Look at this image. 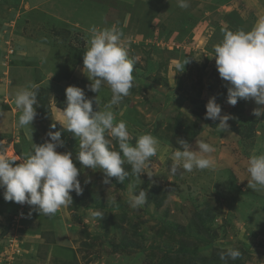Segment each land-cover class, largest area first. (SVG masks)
Here are the masks:
<instances>
[{"label":"rangeland","instance_id":"1","mask_svg":"<svg viewBox=\"0 0 264 264\" xmlns=\"http://www.w3.org/2000/svg\"><path fill=\"white\" fill-rule=\"evenodd\" d=\"M169 1L153 32V25L143 24L147 18L128 15L131 8L124 0H0V82L7 91L15 85L37 89L31 126H17L21 113L13 96L3 102L0 110H10L13 127L0 134V153L19 161L32 151L33 143L47 139L49 130L60 131L64 147L57 151L72 152L83 188L80 195L70 193L72 204L49 216L5 201L1 188L0 239L6 241L2 246L14 233L39 264H264V190L247 187L248 159L264 153V114L256 117L253 110L264 105L251 98V105L245 99L228 104V85L213 57L225 30L248 31L264 17V0H187L189 7L180 11L178 0ZM58 6L66 13L56 11ZM93 27L121 32L134 61L133 87L113 110L117 121L126 122L131 144L144 133L159 140L146 169L152 177L138 178L125 164L129 175L124 183L111 177L110 185L103 184L102 170L83 168L75 160L79 140L58 122V107H66L62 83L80 87L89 99L97 96L100 110L111 99L106 84L98 94L90 91L83 68L72 73L83 67ZM126 31L142 32L144 39L126 37ZM210 97L221 106V115L233 117L227 121L228 130L219 129L218 119L205 118ZM177 139L193 147L196 140L212 145L213 165L191 172L180 168L172 174L171 154L180 147ZM112 144L118 149L115 140ZM130 184L137 192L146 190L148 201L139 210L129 205ZM94 210L104 217L94 218ZM229 247L241 255L222 261L220 253ZM24 252L9 262L0 253V264H26Z\"/></svg>","mask_w":264,"mask_h":264},{"label":"clouds","instance_id":"2","mask_svg":"<svg viewBox=\"0 0 264 264\" xmlns=\"http://www.w3.org/2000/svg\"><path fill=\"white\" fill-rule=\"evenodd\" d=\"M182 9L189 7L187 0H178ZM89 46L83 54V69L91 81L90 91L99 93L106 84L112 93L103 110L98 107L97 96L93 99L97 110H93V99L86 97L84 90L77 86L65 89L66 107L59 109L63 121V130L72 133L79 140L75 160L83 168L102 170V183L110 185L109 178L115 177L122 184L129 173L123 165L131 166L132 173L138 178L142 174L152 177L146 169L150 167V158L156 156L159 140L150 133L133 138L123 120H116L113 107L129 95L133 87L134 61L129 58L123 34L116 28L91 30ZM215 64L220 78L227 82V103L235 106L238 99L251 98L258 105H264V17H261L248 30H225L223 39L214 46ZM188 61L185 60L184 65ZM178 67L180 65H177ZM14 103L20 111L17 126H31L36 116L37 89L35 85L21 87L14 94ZM205 118L219 120L221 131L229 129L231 114L221 115V106L215 97H210L205 105ZM264 108H256L253 115L260 117ZM56 125H50L55 129ZM47 139L40 144L33 143V149L19 161L0 153V188L3 199L21 205L34 207L39 214L55 215L63 206L72 204L71 192L80 195L83 192L78 179V168L70 151L59 152L64 147L60 131L49 130ZM118 144L114 147L112 141ZM180 146L171 154L173 163L169 171L176 174L182 168L191 172L193 169L204 170L213 165L210 154L215 148L204 140H196L195 146L185 139H177ZM247 172L250 180L247 187L253 191L264 190V153L249 157ZM90 182L86 180L85 183ZM136 186L129 185V205L139 210L147 203V193L143 188L135 191ZM115 203L116 197H113ZM94 218L104 217L100 210L92 212ZM240 251L229 247L220 253V259L235 260Z\"/></svg>","mask_w":264,"mask_h":264},{"label":"crops","instance_id":"3","mask_svg":"<svg viewBox=\"0 0 264 264\" xmlns=\"http://www.w3.org/2000/svg\"><path fill=\"white\" fill-rule=\"evenodd\" d=\"M36 2H39V0H36ZM123 3L124 4H127L128 7L131 8L130 11L127 12V13H129L128 15L134 14L135 15L134 16V19L136 17L138 19L147 18L146 20H148V21H143V24L145 23L146 24L145 26H147L148 28H150V25L149 24L153 25V27L151 28V30H153V32H155V30L158 28L157 23H159L162 20V17L161 16H163L162 14L164 13V10H165L164 8L167 7L166 4H169L170 1L169 0H162V1H160V0L159 1H156V0H124ZM176 7L178 8L179 11L181 10V8L178 5ZM27 9H30V8H27ZM56 11L66 13V10H63L62 8L60 9L59 6L56 9ZM67 12H68V9H67ZM91 14H92V12H91ZM74 17H75V14L73 13L72 19H74ZM129 19H132V17L131 18L129 17ZM127 21H128V18L124 22H127ZM124 35L126 37H131V39H144L142 32H141V34H140V32H136V33L132 34L129 31H126ZM40 51L43 53V48L42 47H40ZM81 68H83V67L82 66H78L77 68H74L72 70V73H74V75L75 74H78L80 72ZM82 70L83 71H87L86 69H82ZM62 84H63V86L66 89L67 85L65 83H62ZM14 85H15V83H14ZM6 87H7V85L5 83H1L0 82V108H1V106L3 104V102L9 101V97L11 98L13 96V99H14L15 92L18 91L21 88L20 86H16L15 85L13 87L11 86L12 89H9V91H7L6 90ZM23 87H25V86H23ZM7 96H9V97H7ZM247 102L249 103V105H251V103H252V101H251L250 98L247 99ZM59 109L60 110H63L64 108L62 109V108L58 107V111H57L58 114L60 113L59 112ZM11 114L12 113L10 112V110H4V111H1L0 110V126L1 125L4 126V128L2 129L3 133L0 132L1 135H4L5 132L9 131V129H11V127H13L12 126L13 123L12 122L10 123L11 116H12ZM53 115H55V114H53ZM60 122L63 123V121L61 119V115H60ZM0 190H1V188H0ZM14 208L16 209L15 212H17L16 205H14ZM12 230H10V231H12ZM17 238H18V242L16 243V245L20 249V252L21 251L23 252V250L25 251L23 253V254H25L24 257L26 258L25 259V263L26 264H37V263L39 264L40 261L37 260V258L33 255V253L32 254L31 253H27L28 252V251H26L27 249H25V247L22 248V242H21L20 238L19 237H17ZM0 240H1L0 241V253H2L1 256L3 257V255H4L6 257V254L7 253L5 252V250H7L8 244L7 243H4L5 245L2 246V243L5 240L3 238L0 239ZM4 252H5V254H4ZM3 260L6 261V262H9V261H7L5 259H3ZM21 263H22V261L20 262V264ZM11 264H14V262L11 263Z\"/></svg>","mask_w":264,"mask_h":264},{"label":"built area","instance_id":"4","mask_svg":"<svg viewBox=\"0 0 264 264\" xmlns=\"http://www.w3.org/2000/svg\"><path fill=\"white\" fill-rule=\"evenodd\" d=\"M27 205V204H25ZM17 213L19 214L20 212L17 211ZM17 215H15V217L13 218V221L17 219ZM15 222V221H14ZM17 223V222H16ZM18 242V238L16 235H14V233L11 235V237L8 239V247H7V250H5V252L7 253L6 254V257L3 256L2 258L5 259V260H11L13 258L14 255H17L20 253V249L17 247L16 243ZM4 252V254H5Z\"/></svg>","mask_w":264,"mask_h":264}]
</instances>
